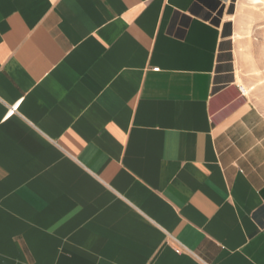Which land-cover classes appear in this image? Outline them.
Segmentation results:
<instances>
[{
    "label": "crops",
    "instance_id": "obj_1",
    "mask_svg": "<svg viewBox=\"0 0 264 264\" xmlns=\"http://www.w3.org/2000/svg\"><path fill=\"white\" fill-rule=\"evenodd\" d=\"M232 2L0 0V264H264Z\"/></svg>",
    "mask_w": 264,
    "mask_h": 264
},
{
    "label": "rangeland",
    "instance_id": "obj_2",
    "mask_svg": "<svg viewBox=\"0 0 264 264\" xmlns=\"http://www.w3.org/2000/svg\"><path fill=\"white\" fill-rule=\"evenodd\" d=\"M227 26L249 58L247 89L264 88V0H233Z\"/></svg>",
    "mask_w": 264,
    "mask_h": 264
},
{
    "label": "built area",
    "instance_id": "obj_3",
    "mask_svg": "<svg viewBox=\"0 0 264 264\" xmlns=\"http://www.w3.org/2000/svg\"><path fill=\"white\" fill-rule=\"evenodd\" d=\"M155 70H158V68H155ZM16 107V106H15Z\"/></svg>",
    "mask_w": 264,
    "mask_h": 264
}]
</instances>
